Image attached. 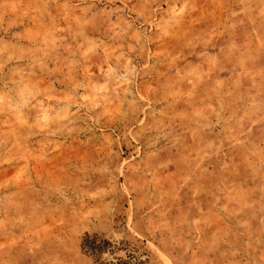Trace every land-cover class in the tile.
<instances>
[{
    "label": "rangeland",
    "instance_id": "374dc122",
    "mask_svg": "<svg viewBox=\"0 0 264 264\" xmlns=\"http://www.w3.org/2000/svg\"><path fill=\"white\" fill-rule=\"evenodd\" d=\"M88 234L264 264V0H0V264Z\"/></svg>",
    "mask_w": 264,
    "mask_h": 264
},
{
    "label": "trees",
    "instance_id": "16d2710c",
    "mask_svg": "<svg viewBox=\"0 0 264 264\" xmlns=\"http://www.w3.org/2000/svg\"><path fill=\"white\" fill-rule=\"evenodd\" d=\"M112 242L101 235H86L82 241L83 251L89 255L95 262L101 264H130L129 262L121 259H104V254L112 250ZM103 260V261H102Z\"/></svg>",
    "mask_w": 264,
    "mask_h": 264
}]
</instances>
